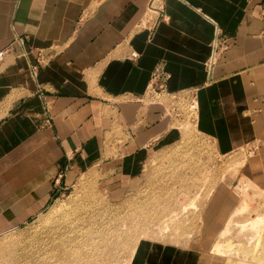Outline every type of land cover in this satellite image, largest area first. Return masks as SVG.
I'll return each mask as SVG.
<instances>
[{"label": "crops", "instance_id": "crops-1", "mask_svg": "<svg viewBox=\"0 0 264 264\" xmlns=\"http://www.w3.org/2000/svg\"><path fill=\"white\" fill-rule=\"evenodd\" d=\"M1 51L0 235L82 168L135 177L177 138L185 91L197 130L221 154L247 149L242 172L264 185V0H0ZM209 195L193 250L239 201L227 182Z\"/></svg>", "mask_w": 264, "mask_h": 264}, {"label": "rangeland", "instance_id": "rangeland-1", "mask_svg": "<svg viewBox=\"0 0 264 264\" xmlns=\"http://www.w3.org/2000/svg\"><path fill=\"white\" fill-rule=\"evenodd\" d=\"M172 97L177 138L149 150L137 177L100 172L98 165L72 173L45 209L0 235V264H251L252 258L264 264V185L242 172L247 149L221 154L195 126L192 91ZM220 182L229 183L239 201L211 247L193 250L188 240L199 212ZM85 192L96 200L91 216L83 210ZM63 209L84 214L79 229L65 237L54 232ZM254 216L259 220L251 225Z\"/></svg>", "mask_w": 264, "mask_h": 264}, {"label": "bare ground", "instance_id": "bare-ground-1", "mask_svg": "<svg viewBox=\"0 0 264 264\" xmlns=\"http://www.w3.org/2000/svg\"><path fill=\"white\" fill-rule=\"evenodd\" d=\"M153 8V7H152ZM95 169V168H94ZM93 169V170H94ZM244 171V170H243ZM90 172V171H89ZM91 173V172H90ZM89 175V174H88ZM93 175V174H92ZM95 175V174H94ZM94 175H93V177H94ZM245 176V175H244ZM244 176H240V177H244ZM240 179V178H239ZM86 180V179H85ZM83 180H81V182H82ZM239 181V180H238ZM255 182V181H254ZM85 183V182H84ZM93 183V182H92ZM241 183H243V182H241ZM251 183V182H250ZM91 184V183H90ZM246 184V183H245ZM245 184H244V187H245ZM252 184V183H251ZM253 184H255V183H253ZM252 184V185H253ZM87 185V184H86ZM250 185V184H249ZM242 186V185H241ZM254 186V185H253ZM256 186V185H255ZM262 186V185H261ZM82 187H83V185H82ZM89 187V186H88ZM79 188V187H78ZM243 188V187H242ZM252 188V187H251ZM83 189V188H82ZM86 189V188H85ZM259 189V188H258ZM80 190V189H79ZM87 190V189H86ZM86 190H84V191H86ZM251 190V189H250ZM83 191V190H82ZM241 191V190H240ZM244 191V190H243ZM243 191H242V193H243ZM258 191V190H257ZM83 193V192H82ZM86 193V192H85ZM91 193L92 192H90V193H86L85 194V197L83 198L84 200H82V206H83V210L86 212V214L87 213H89V212H94L93 210H95L94 209V205L96 204L95 202H96V200H95V198L93 197L94 195H91ZM137 193V192H136ZM77 194H79V193H77ZM93 194V193H92ZM133 194V193H132ZM137 195V194H136ZM242 195V194H241ZM240 195V196H241ZM247 195V194H246ZM210 196V195H209ZM76 197H77V195H76ZM79 197V196H78ZM77 197V198H78ZM138 197V196H137ZM76 198V199H77ZM81 198H82V196H81ZM240 198V197H239ZM244 198V197H243ZM129 199V198H128ZM135 199V198H134ZM249 199V198H248ZM248 199L246 200V201H248ZM72 200V199H71ZM77 201V200H76ZM79 202H80V200H78ZM133 201H136V200H133ZM245 201V202H246ZM59 202H61V201H59ZM70 202V201H69ZM248 202H250V200L248 201ZM252 202V201H251ZM63 203V202H62ZM100 203V202H99ZM81 204V203H80ZM98 204V203H97ZM125 204V203H124ZM123 204V205H124ZM63 205V204H62ZM78 205H79V203H78ZM97 206V205H96ZM126 206V205H125ZM58 207H60V205H59V203H55V210H57L58 211ZM78 207V206H77ZM76 207V208H77ZM132 207H134V206H132ZM71 208H72V205H71ZM99 208V207H98ZM100 209V208H99ZM129 209H131V208H129ZM250 209H251V207H250ZM63 210H66V209H63ZM70 210H72V209H70ZM82 210V211H83ZM60 211H62V210H60ZM79 211V212H78ZM75 210L74 209V211H73V213H71V215H70V213H68L69 211H63L62 212V215H60L61 213H59V212H57V213H59V215L60 216H58L57 217V219L56 220H59V221H61V223H59V224H57L58 225V228H56V230L54 231L55 233H58V235L59 236H61V237H65V236H68L69 234H71V232H74V231H76V230H78L79 229V225H80V219H81V215L83 216L84 214H83V212L81 211V213H80V210ZM100 211V210H99ZM251 211H253L252 209H251ZM91 213H89L90 214V216H91ZM93 214H95V213H93ZM241 214V213H240ZM96 216V215H95ZM234 216H236L235 214H234ZM230 217H232V216H230ZM240 217V216H239ZM263 217V216H262ZM91 219H93L92 217H91ZM227 220V219H226ZM257 220H259L258 219V216H254V217H251V218H248V220L247 221H252V224L251 225H253V224H256V222H257ZM91 221V220H90ZM58 222V221H57ZM246 223H248V222H246ZM227 224V223H226ZM262 224V223H261ZM53 225H56V224H53ZM52 225V226H53ZM258 225H259V223H258ZM263 226V225H262ZM257 227V226H256ZM258 227H261V225L260 226H258ZM262 228V227H261ZM176 231H177V229H176ZM262 231V230H261ZM261 231H260V228H258V230H257V233L258 232H260L261 233ZM49 232V231H48ZM78 232V231H77ZM53 233V232H52ZM76 233V232H75ZM46 234V233H45ZM175 234H176V232H175ZM263 238H264V235H263ZM252 241V240H251ZM250 241V242H251ZM264 241V240H263ZM47 244V243H46ZM250 243H248V245H249ZM38 245V244H37ZM245 246V245H244ZM242 247V246H241ZM241 247H238V248H241ZM43 248H46L45 247V245L43 246ZM243 248V247H242ZM246 248V247H245ZM253 248V247H252ZM61 249V248H60ZM250 249V248H249ZM62 251L63 250H66V247H62V249H61ZM223 250V249H222ZM224 251V250H223ZM245 251V250H244ZM253 251V250H252ZM252 251H251V253H252ZM247 252V251H246ZM255 253V252H254ZM224 254H226L225 252H224ZM243 254H244V252H243ZM250 254V253H249ZM248 254V255H249ZM251 257V256H250ZM257 258V257H256ZM252 259H254L252 262H251V264H260L261 262H262V260H261V262L259 263V260L258 261H256V259L255 258H252ZM16 261V260H15ZM264 261V260H263ZM40 264V263H39ZM44 264V263H43ZM83 264V263H82Z\"/></svg>", "mask_w": 264, "mask_h": 264}, {"label": "built area", "instance_id": "built-area-1", "mask_svg": "<svg viewBox=\"0 0 264 264\" xmlns=\"http://www.w3.org/2000/svg\"><path fill=\"white\" fill-rule=\"evenodd\" d=\"M216 45H217V47H218V43L214 45V51H213V53L210 55L209 60H208V65H209V67H211V66L215 63V61H216V51H217V50H216V49H217ZM1 54H2V51L0 52V55H1Z\"/></svg>", "mask_w": 264, "mask_h": 264}]
</instances>
